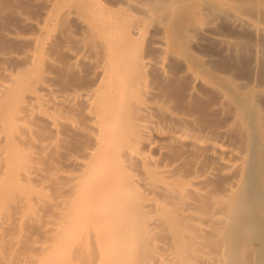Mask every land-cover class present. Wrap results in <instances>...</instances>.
<instances>
[{
  "label": "bare ground",
  "instance_id": "obj_1",
  "mask_svg": "<svg viewBox=\"0 0 264 264\" xmlns=\"http://www.w3.org/2000/svg\"><path fill=\"white\" fill-rule=\"evenodd\" d=\"M0 264H264V0H0Z\"/></svg>",
  "mask_w": 264,
  "mask_h": 264
}]
</instances>
